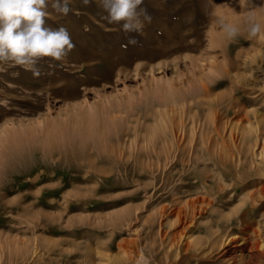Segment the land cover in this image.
<instances>
[{
	"label": "rangeland",
	"instance_id": "374dc122",
	"mask_svg": "<svg viewBox=\"0 0 264 264\" xmlns=\"http://www.w3.org/2000/svg\"><path fill=\"white\" fill-rule=\"evenodd\" d=\"M141 7L152 17L144 35L108 23L99 0H72L67 16L49 0L46 26L66 27L75 48L63 61L40 59L39 76L0 62V264H135L141 251L159 260L163 249L199 236L176 215L194 197V173L204 170L212 143L198 132L190 155L179 142L183 163L162 167L158 159L175 148L167 129L178 105L188 108L198 95L220 104L219 123L253 128L264 117V38L246 32L249 15L264 25V0ZM219 17L241 26L235 42ZM130 36L138 44L124 47ZM194 111L203 121L204 110Z\"/></svg>",
	"mask_w": 264,
	"mask_h": 264
},
{
	"label": "bare ground",
	"instance_id": "6f19581e",
	"mask_svg": "<svg viewBox=\"0 0 264 264\" xmlns=\"http://www.w3.org/2000/svg\"><path fill=\"white\" fill-rule=\"evenodd\" d=\"M202 88L203 96L209 98L211 95L208 88L205 86ZM194 99L197 100V104ZM204 103V98L198 95L188 100V104H191L188 108L184 107L187 104L181 107L178 105L180 108L178 118L172 122L174 127L167 129L172 135L175 148L172 149V145L166 147L158 159L162 167L173 159L183 163V154L192 148L190 144L195 141L198 132L201 135V142L212 143L211 147L206 146L204 170L201 173H198L199 171L194 173L192 184L195 189L194 197L189 196L191 199L185 202L183 213L178 212L176 215V223L194 226L199 236L194 238L189 236L183 247L173 244V250L163 249L162 253L160 252L161 258L151 261V264H264V117L256 119L257 125L253 128L244 126L242 121L238 124L226 120L219 123L220 104ZM193 108L204 110L202 113L206 115L203 121L198 112L190 114ZM221 111L224 118L228 116L227 108L224 112L223 109ZM235 112L237 111H233L232 114ZM168 113L169 111L162 113L159 117L164 119L163 116ZM243 118L244 116L241 119ZM176 131L179 133L178 136ZM184 140L189 144L188 152H183V147L180 148L179 142ZM188 154L190 155V152ZM207 161H211L212 165L208 166ZM197 216L204 219L202 226L198 225Z\"/></svg>",
	"mask_w": 264,
	"mask_h": 264
},
{
	"label": "clouds",
	"instance_id": "9594fccd",
	"mask_svg": "<svg viewBox=\"0 0 264 264\" xmlns=\"http://www.w3.org/2000/svg\"><path fill=\"white\" fill-rule=\"evenodd\" d=\"M72 0H51L53 10L67 16L72 9ZM90 0H83L88 4ZM144 0H99L100 7L107 13L103 18L110 24H120L125 32L144 35V28L151 24L152 17L146 8L141 7ZM49 0H0V62L11 61L15 65L32 71L34 76L40 72L38 61L49 57L63 61L75 48L67 28L56 29L46 26ZM219 30L229 42H235L242 35L241 26L229 22L224 17L215 21ZM249 39L264 38V25L257 21L254 14L246 21ZM138 44L136 36H130L128 45ZM135 264H151V258L143 251Z\"/></svg>",
	"mask_w": 264,
	"mask_h": 264
}]
</instances>
